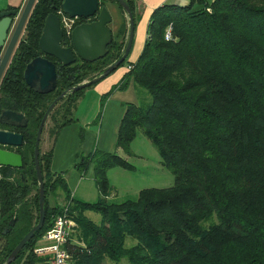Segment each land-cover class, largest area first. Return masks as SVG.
Here are the masks:
<instances>
[{
  "label": "trees",
  "instance_id": "obj_1",
  "mask_svg": "<svg viewBox=\"0 0 264 264\" xmlns=\"http://www.w3.org/2000/svg\"><path fill=\"white\" fill-rule=\"evenodd\" d=\"M126 1L136 29L134 1ZM100 2L117 4L123 13L105 57L94 62L78 59L68 66L56 62V90L41 94L32 89L24 78L25 67L43 54L39 40L45 20L59 13L63 3L37 0L1 79L0 113L21 112L29 123L21 129L0 124L24 135L23 146L12 148L23 156L24 166L0 165V237L15 219L4 236L7 245L0 264L39 221L34 147L47 108L64 91L100 75L126 48L125 10L117 0ZM85 21L80 18L76 25ZM147 34L136 61H130L129 54L118 67L127 66V72L103 98L131 84L147 91L151 100L143 104L124 102L116 147L131 153L141 129L162 164L174 173L175 184L144 188L137 199L114 201L108 171L136 166L116 152L95 149L75 163L81 173L93 168L100 193L97 201L84 202L72 197L65 174L52 170L53 145L40 149L45 223L11 264L42 263L45 257L34 247L66 203L86 244L69 241L71 264H102L105 258L118 263L127 259L130 264H264V0L165 3L154 9ZM96 84L59 101L46 122L44 138L56 140L74 121L86 90ZM87 211L101 214L102 222L87 217ZM128 238L133 240L130 245Z\"/></svg>",
  "mask_w": 264,
  "mask_h": 264
},
{
  "label": "water",
  "instance_id": "obj_2",
  "mask_svg": "<svg viewBox=\"0 0 264 264\" xmlns=\"http://www.w3.org/2000/svg\"><path fill=\"white\" fill-rule=\"evenodd\" d=\"M36 2L37 0H27L21 11L18 9H10L0 12V52L2 53L0 59V82L18 46ZM117 2L125 10L129 24V35L124 53L100 75L83 81L70 91H64L47 108L39 125L34 147L35 167L39 184V221L13 249L5 264H11L17 259L21 250L33 239L35 233L45 223V184L40 166V142L51 112L59 101L70 92L80 91L106 78L125 62L132 50L135 36L134 13L126 0H117ZM61 10L64 15L70 18H82L86 21L73 28L69 36L70 45H67L60 14L52 12L47 16L39 40V47L43 54L32 59L24 70L26 83L41 94L51 93L57 88L58 73L56 62L64 66L71 65L78 59L94 62L108 54V46L114 40V33L110 27L113 16L107 5H101L100 0H63ZM92 18L94 20L89 21ZM48 56L53 59L48 58ZM28 123V117L21 112L4 109L0 113L1 125L21 129L27 127ZM23 144L24 135L21 132L0 128V165L22 168L24 166L23 156L16 151L10 150L9 147L17 148L23 146ZM14 224L15 219H12L10 227H7L3 231V236L0 237V254L7 245V239L4 236L8 234Z\"/></svg>",
  "mask_w": 264,
  "mask_h": 264
},
{
  "label": "crops",
  "instance_id": "obj_3",
  "mask_svg": "<svg viewBox=\"0 0 264 264\" xmlns=\"http://www.w3.org/2000/svg\"><path fill=\"white\" fill-rule=\"evenodd\" d=\"M27 0H0V12L10 9H18L21 11ZM136 13L139 15V20L137 21L134 42L137 43V47L132 56V62L136 61L138 58L143 45L147 38V29L150 22L151 15L155 8L165 4V3H177V0H133ZM213 1V0H207ZM108 9L110 10L113 21L110 24V27L114 35L118 32L119 28L123 23V13L121 12L119 6L114 3L107 4ZM133 42V44H134ZM133 48V46H132ZM1 54V52H0ZM135 59V60H134ZM127 66L118 68L110 76L104 78L102 81L97 83L94 87L86 90L85 94L79 100L77 109L84 104V99L88 96L89 99L85 101V104H90L91 110L94 109L96 113L94 119L89 121L86 120V123L83 124L80 121L79 116L76 115L77 109L74 112V121L69 125L62 128V130L57 135L56 140L50 139L49 135L45 138L46 149L48 150L53 145V158H52V170L54 173H64L65 179L68 183V186L71 190L72 197L84 202H95L99 198V190L96 187V198L94 200H88L86 198L77 197L73 192L74 187H80L82 182V174L80 170L75 167V163L78 162V158L81 156L79 149L83 146V154H89L91 152L90 147L94 138L99 137V144L101 145L102 151L113 152L114 147H116L117 137L119 127L122 121V118L125 113L124 101H115V93L108 96L106 99L103 98V95L110 91L112 86L118 83L123 75L127 72ZM133 87L131 84L128 88ZM131 102V101H125ZM80 123V124H79ZM97 124L96 130L93 126ZM86 125V126H83ZM113 149V150H107ZM86 192L84 191V194ZM96 212L87 211L85 212L86 216L92 219L97 223L102 222V216L100 215L98 219H93L91 216ZM77 223V221H76ZM72 244L83 245L85 246V241L82 238L81 230L78 225L73 228L72 236L70 239ZM122 262V261H121ZM102 264H121L116 261L111 260L110 258H105Z\"/></svg>",
  "mask_w": 264,
  "mask_h": 264
},
{
  "label": "rangeland",
  "instance_id": "obj_4",
  "mask_svg": "<svg viewBox=\"0 0 264 264\" xmlns=\"http://www.w3.org/2000/svg\"><path fill=\"white\" fill-rule=\"evenodd\" d=\"M190 1L188 0H177L176 4L185 5ZM171 31V27L168 28ZM171 38V37H170ZM169 38V39H170ZM137 47V43L134 42L133 48L131 50L129 60L132 61V56ZM2 57V55H1ZM137 59V58H136ZM135 60V59H134ZM115 101H131L137 104H143L145 101L151 100V96L147 93L146 90L141 88H136L135 86H131L126 90L117 91L115 93ZM88 96L84 99V104H82L78 109L76 115L79 116L82 124L86 123V120L92 122L96 113L94 109L91 110L90 104H85ZM79 104V103H78ZM80 124V123H79ZM86 126V125H83ZM97 124L93 127L96 130ZM48 129V128H47ZM45 131H43L40 149L41 151L46 149L45 142ZM44 139V140H43ZM101 145L99 144V137L94 138L90 147V150L93 151L95 149L102 150ZM83 146L80 147L79 152L83 154L84 152ZM113 150V149H107ZM113 152L120 154L128 159L132 164L136 166L135 170H129L122 167H114L111 168L108 173V179L110 184L113 186L114 190L112 192L111 198L114 201L122 202L127 199H137L139 192L144 188L157 187V188H166L175 184V175L174 173L166 168L161 162V156L159 155L156 147L148 139L141 129L137 130V136L131 144V153L124 151L122 148L114 147ZM87 155V154H83ZM80 160V158L78 159ZM97 184L94 177V170L91 167L87 172L82 174V182L81 186L74 187L73 192L77 195V197L86 198L88 200H94L96 198V188ZM98 188V187H97ZM86 192V195L84 194ZM94 220L98 219L100 215L95 213L91 216ZM100 222V220L98 221ZM128 245L133 243L132 238H128ZM121 264H130L127 259H123Z\"/></svg>",
  "mask_w": 264,
  "mask_h": 264
},
{
  "label": "built area",
  "instance_id": "obj_5",
  "mask_svg": "<svg viewBox=\"0 0 264 264\" xmlns=\"http://www.w3.org/2000/svg\"><path fill=\"white\" fill-rule=\"evenodd\" d=\"M59 14L61 15V22L65 33L70 35L77 24L78 18H70L64 15L62 10L59 11ZM170 37L171 31L168 29L166 38L169 39ZM70 209V203H66L62 212L56 216L54 224L42 237L41 242L34 247L36 254L45 257L41 264H71L72 255L67 247L72 236L73 228L77 223L71 216Z\"/></svg>",
  "mask_w": 264,
  "mask_h": 264
},
{
  "label": "flooded vegetation",
  "instance_id": "obj_6",
  "mask_svg": "<svg viewBox=\"0 0 264 264\" xmlns=\"http://www.w3.org/2000/svg\"><path fill=\"white\" fill-rule=\"evenodd\" d=\"M60 16H61V15H60ZM79 19H80V18H78L77 22L79 21ZM91 20H94V18L90 19L89 21H91ZM75 26H76V25H75ZM67 36H70V35H67ZM1 54H2V53H1ZM12 148H13V149H16L15 147H9L10 150H13ZM13 151H16V150H13Z\"/></svg>",
  "mask_w": 264,
  "mask_h": 264
},
{
  "label": "bare ground",
  "instance_id": "obj_7",
  "mask_svg": "<svg viewBox=\"0 0 264 264\" xmlns=\"http://www.w3.org/2000/svg\"><path fill=\"white\" fill-rule=\"evenodd\" d=\"M113 21V20H112ZM112 23V22H111Z\"/></svg>",
  "mask_w": 264,
  "mask_h": 264
}]
</instances>
